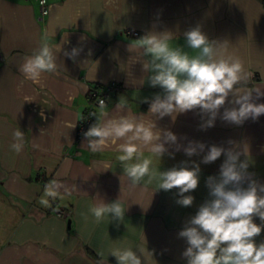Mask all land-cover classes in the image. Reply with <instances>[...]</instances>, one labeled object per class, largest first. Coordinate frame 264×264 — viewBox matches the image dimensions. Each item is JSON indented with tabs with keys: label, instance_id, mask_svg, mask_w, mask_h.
I'll return each mask as SVG.
<instances>
[{
	"label": "crops",
	"instance_id": "1",
	"mask_svg": "<svg viewBox=\"0 0 264 264\" xmlns=\"http://www.w3.org/2000/svg\"><path fill=\"white\" fill-rule=\"evenodd\" d=\"M50 4L49 14L42 18L38 0H0V52L5 56L0 60V264H116L111 250L129 246L143 250L145 264H187L182 256L187 243L179 232L210 199L207 178L218 177L225 159L222 155L204 164L203 156L212 145L246 144L248 171L264 184V115L236 125L221 119L222 107L214 126L206 129L200 125L208 117L199 110L156 121L158 128L174 133L177 142L165 145L168 151L162 158L145 150L141 159H151V167L160 171L182 162L188 167L199 164V185L185 194L194 197L189 207L176 203L177 189L157 190V182H148V177L133 187L115 146L92 152L84 135L78 137L79 125L90 105V91L111 82L121 88L108 96L106 110L117 114L120 105L123 113L147 119L148 102L163 90L148 82L144 58L133 60L143 56L140 38L170 31L174 34L170 44L194 56L184 33L196 26L210 40L229 43V53L239 57L251 74L243 86L254 91L256 103H264V0H50ZM131 30L140 35L133 36ZM43 43L52 46L57 70L44 73L41 83L35 84L19 67ZM73 49L75 58L64 55ZM256 90L262 93L258 99ZM232 99L229 96L224 107H233ZM95 121L93 116L87 130ZM17 130L24 133L19 154L11 148ZM189 142L203 143V152L187 156L183 149ZM54 179L63 187L53 200L45 196V186ZM97 198L105 203L119 199L123 219L117 222L106 216L97 223L90 212L99 203ZM54 207L69 215H55ZM255 222L261 223L258 218ZM255 239L264 242V231Z\"/></svg>",
	"mask_w": 264,
	"mask_h": 264
},
{
	"label": "clouds",
	"instance_id": "2",
	"mask_svg": "<svg viewBox=\"0 0 264 264\" xmlns=\"http://www.w3.org/2000/svg\"><path fill=\"white\" fill-rule=\"evenodd\" d=\"M173 35L170 31L146 33L140 38L143 56L133 58H144L143 70L150 73L148 82L163 90L162 95L157 94L150 102L146 101L149 103L148 118L125 114L120 105H117V114H112L106 110L105 101L100 100L98 113L92 114L96 121L83 135L92 152L115 146L120 153L118 159L124 174L133 187L148 177V182H157V190L177 189L179 198L176 203L189 207L194 197L185 194L193 192L199 185V164L192 162L193 166L188 167L187 162H182V166L160 171L151 167V159H141L145 150L162 158L168 151L165 145L177 142V136L170 130L158 128L156 121L165 116L174 120L178 114L199 110L208 117L200 127L211 128L223 107L221 119L241 125L249 118L256 120L264 115V103H256L254 91L243 86L251 74L245 70L239 57L229 53L227 41L210 40L199 26L193 27L184 33L187 46L197 53L190 56L170 44ZM129 49L132 51L131 46ZM64 55L75 58L77 50ZM56 70V58L52 46L47 43L25 57L19 67L24 78L35 84L41 83L44 73ZM255 92L258 99L262 93ZM229 96L233 97L230 103L234 106L231 108L224 107ZM13 137L15 142L11 148L19 154L23 149L24 133L17 130ZM233 143L229 141V144ZM204 148L203 143L189 142L183 150L191 157L203 152ZM222 155L225 159L218 177L210 176L206 181L210 199L199 206L179 232V237L187 243L182 256L187 264H264V242L257 243L255 239L264 231V184L253 179L248 171L246 144L229 148L212 145L201 162L210 164ZM133 159L135 163H128ZM62 187L57 180L50 181L45 186V196L56 199ZM97 199L99 203L90 208L97 223L106 216L117 222L123 219L125 211L119 199L111 203ZM42 203L48 205V200ZM256 218L261 223H256ZM110 255L116 264H145L142 249L117 247Z\"/></svg>",
	"mask_w": 264,
	"mask_h": 264
},
{
	"label": "built area",
	"instance_id": "3",
	"mask_svg": "<svg viewBox=\"0 0 264 264\" xmlns=\"http://www.w3.org/2000/svg\"><path fill=\"white\" fill-rule=\"evenodd\" d=\"M40 11H41V17H45L50 12V0H38ZM133 36H139L140 32L137 30H131L129 31ZM0 60L4 61L5 56L0 52ZM121 85L117 82H111L104 85H97L90 91V105L87 107V110L83 114V118L80 122L79 129H78V137H82L83 133L86 132L88 125L92 121L93 113H95V109L99 107V101L104 100L105 103H107V98L110 96L113 92H116L120 90ZM52 212L60 217H67L69 215V212L59 208L54 207Z\"/></svg>",
	"mask_w": 264,
	"mask_h": 264
}]
</instances>
